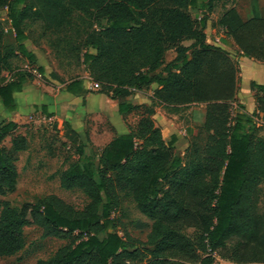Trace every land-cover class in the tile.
<instances>
[{"label": "trees", "instance_id": "1", "mask_svg": "<svg viewBox=\"0 0 264 264\" xmlns=\"http://www.w3.org/2000/svg\"><path fill=\"white\" fill-rule=\"evenodd\" d=\"M222 0H0V10L15 33V48L5 45L0 22V104L17 111L13 95L26 79L14 70L17 55L35 63L23 45L24 29L39 23L43 34L72 33L77 40L76 60L101 91L118 100L126 116L144 108L146 113L130 132L113 138L99 155L80 138L78 158L59 174L63 190H80L89 200L76 210L55 195L20 209L1 204L0 260L25 246L24 229L36 226L43 238L67 241L47 260L35 264H215L218 257L233 264H264V209L259 207L264 182V86L257 89V112L243 107L233 115L238 92V68L229 54L206 41V23ZM214 26L237 46L238 55L264 64V18L254 11L242 21L223 4ZM201 11L198 25L189 11ZM191 42L184 46V42ZM176 57L164 63L167 51ZM38 73L45 75L43 68ZM50 77L56 79L55 76ZM57 80V79H56ZM152 84L158 88L151 106L126 99L133 90ZM66 90L85 95L81 80ZM260 93V94H259ZM193 105L205 106L206 135L192 143L182 157L175 140L165 142L152 119L154 107L170 112ZM0 123V196L16 190L15 159L2 143L17 128ZM15 152L25 150L14 139ZM128 197L150 224L145 241L132 237L114 218ZM120 229L122 235L116 230ZM193 229L194 239L185 234Z\"/></svg>", "mask_w": 264, "mask_h": 264}, {"label": "rangeland", "instance_id": "2", "mask_svg": "<svg viewBox=\"0 0 264 264\" xmlns=\"http://www.w3.org/2000/svg\"><path fill=\"white\" fill-rule=\"evenodd\" d=\"M228 1L230 0L219 1L216 4L215 13L220 14L221 6L226 5ZM189 14L198 25L202 13L200 14L198 10H191ZM0 22L5 29V45L15 48V33L7 17V9L0 10ZM72 33L43 34L39 23L25 28L24 34L27 39L23 42L39 55V59H36L35 63H30L29 60L17 55L13 60L14 72H22L26 76H31L32 78H28L27 85L32 86L37 85L35 81L51 83L53 78L50 74H53L52 76H55L60 84L78 79L83 80L87 75L86 67L76 60L77 40ZM185 44L191 43L186 42ZM38 68H43L45 75L39 74ZM100 91L91 92L99 93ZM243 95L242 91L238 95L241 100H244ZM145 109L138 110L131 115L128 114L124 119L134 127L140 118L145 116ZM236 112L237 109L232 110L233 115ZM86 120L84 135L79 137L81 141L88 142V146L97 156L101 149L94 145L93 140L103 139L100 136L103 135L104 128L110 132L111 127L109 123H101L94 117ZM7 121L8 116L0 106V123ZM189 124L188 120H185L183 129L185 130ZM17 125V128L2 143L15 159L18 170L17 187L13 193L0 196V211L4 201L9 202L12 208L20 209L23 204H37L49 195H55L76 210H82L89 203L83 192L80 190L66 191L59 184V174L70 163L77 160L79 153L80 138L72 137V132L76 131L72 129L70 123L58 124L44 120L36 114H30L23 119H18ZM182 137L184 140L178 146L177 151L185 147V141L188 142L187 147L196 142L204 143L206 135L196 132L194 128L190 137L186 135ZM14 139L23 140L24 151L15 152L13 150L11 144ZM258 203L259 207L264 209V182L260 187ZM114 218L124 224V228L132 237L145 241L151 222L140 214L130 198L122 197L121 207L115 212ZM116 230L122 235L119 228ZM185 234L191 239L196 236L193 229L185 230ZM24 239V248L14 256L2 258L0 264H35L39 260L52 258L57 250L67 243V241L56 238H43L42 230L36 226L24 229Z\"/></svg>", "mask_w": 264, "mask_h": 264}, {"label": "crops", "instance_id": "3", "mask_svg": "<svg viewBox=\"0 0 264 264\" xmlns=\"http://www.w3.org/2000/svg\"><path fill=\"white\" fill-rule=\"evenodd\" d=\"M226 7H233L242 21H248L253 18L254 11L260 17L264 18V0H230L226 3ZM199 12L201 14V11ZM219 16L220 14L218 12H213L209 15L205 30L206 41L210 45L218 46L225 50L230 58L237 63L238 92L236 95L237 101L233 103V109H237L238 111L237 106L241 105L243 112L253 114L257 112L256 94L258 90L252 88V84L264 86V64L252 59L242 58L238 55V49L234 41L226 36L221 28L214 26ZM22 43L29 52L35 55L36 59H39V55L34 50L28 47L25 42ZM185 43H183L184 46L191 45ZM175 57L176 53L174 50L167 51L164 55V63H170ZM15 73L17 72L13 70L12 72L4 73L3 76L8 81ZM81 81L83 88L88 91L85 95H73L69 93L66 90V86L70 82L60 84L56 79H51V83L35 81L37 85L32 86L27 85L28 79H26L22 91L13 95L18 108L17 111L15 113H9L5 110L8 116L7 122L18 124V119H23L30 114H36L54 123H70L72 129L80 136L83 134L84 129H86V119L94 117L99 119L101 123H109L111 127L110 132L104 128V133L100 136L103 139L93 140L94 145H97L100 149L116 136L129 133L132 126L119 113L118 107L120 101L112 100L105 94L91 92L89 89L88 74ZM157 88L158 86L156 84H152L141 91L132 93L126 100L136 106L145 105L150 107L151 99ZM241 91L244 93V100H241L238 96L241 94ZM1 108L4 110L2 106ZM152 119L155 125L161 129L163 139L166 143L175 140L174 153L182 157L188 144L185 141V147L177 151L178 146L184 140L182 135L190 137L194 128L196 132H199L204 126L205 106L193 105L181 108L178 112L173 113L162 106H156L154 107ZM185 120H188L190 124L184 130ZM261 134L264 136V124L262 125ZM222 264L233 263L224 262Z\"/></svg>", "mask_w": 264, "mask_h": 264}, {"label": "built area", "instance_id": "4", "mask_svg": "<svg viewBox=\"0 0 264 264\" xmlns=\"http://www.w3.org/2000/svg\"><path fill=\"white\" fill-rule=\"evenodd\" d=\"M217 43H218V41H217ZM88 83H89V89H90V91H100V89H101L100 84L97 83V82H94L89 76H88ZM135 92H137V91L136 90H133V93H135Z\"/></svg>", "mask_w": 264, "mask_h": 264}, {"label": "bare ground", "instance_id": "5", "mask_svg": "<svg viewBox=\"0 0 264 264\" xmlns=\"http://www.w3.org/2000/svg\"><path fill=\"white\" fill-rule=\"evenodd\" d=\"M218 259V260H217ZM225 261H223V260H220L218 257H216V259H215V264H222V263H224Z\"/></svg>", "mask_w": 264, "mask_h": 264}]
</instances>
